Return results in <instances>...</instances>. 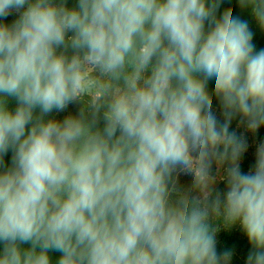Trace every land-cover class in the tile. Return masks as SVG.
<instances>
[{"label":"clouds","instance_id":"9594fccd","mask_svg":"<svg viewBox=\"0 0 264 264\" xmlns=\"http://www.w3.org/2000/svg\"><path fill=\"white\" fill-rule=\"evenodd\" d=\"M220 3L0 0V264H230L216 222L264 264V143L244 173L230 131L264 126V49Z\"/></svg>","mask_w":264,"mask_h":264},{"label":"rangeland","instance_id":"374dc122","mask_svg":"<svg viewBox=\"0 0 264 264\" xmlns=\"http://www.w3.org/2000/svg\"><path fill=\"white\" fill-rule=\"evenodd\" d=\"M77 3V0H67L68 7H73ZM231 8L233 12L234 17H244L245 14H250V9H241L239 6V0H221L220 7L217 11V16L221 15L226 9ZM16 14L18 16V13L13 12L11 15ZM9 15L8 17H10ZM214 79L209 80L208 82V90L210 93H212L214 88V83L212 82ZM16 106V102L14 99L9 101V108L13 109ZM79 111V104H70L69 107L63 111V112H53L51 114L52 118L60 119L62 120L65 116L72 114L76 115ZM212 111L216 114L217 118L220 120H223V116L221 114V107L219 104V101L213 96V104H212ZM230 131H235L238 135L243 136L247 143V150L242 154L239 165L241 168V171L244 173H247L254 165L255 158H256V150L258 146L261 143H264V126H261L259 129H257L255 132L249 131L245 125L240 123V117H236L232 120L230 124ZM5 163H10L11 160V152L4 157ZM247 161L248 169L246 171H243L242 167L243 164ZM227 167V164L221 166L219 173H217V166L214 164L212 172L217 177V183L215 185L216 190L223 192L226 189V183L224 180L221 179V177L224 175L223 168ZM192 184V176L185 173H180L177 176V186L181 190H186L191 187ZM195 195V193H193ZM214 226L217 228L216 233V244H218L219 241V231H221V228L224 227V225L220 222H216ZM27 247V245H25ZM51 260L53 261V264L59 259L60 253L58 252H50L49 253ZM230 264H235L233 261H230Z\"/></svg>","mask_w":264,"mask_h":264},{"label":"trees","instance_id":"16d2710c","mask_svg":"<svg viewBox=\"0 0 264 264\" xmlns=\"http://www.w3.org/2000/svg\"><path fill=\"white\" fill-rule=\"evenodd\" d=\"M17 18L18 16L13 14L7 18H0V23L11 24ZM241 19L247 21L249 24V28L253 33L252 43L255 45V49L257 51L264 49V29L258 25L251 13L245 14V16ZM212 82L214 83V81ZM242 169L243 171L248 169L246 160ZM218 233L220 241L218 244H216L218 253L225 250H231L233 253L231 261H233L235 264H246L247 256L251 251V245L239 225H234L232 227L224 226Z\"/></svg>","mask_w":264,"mask_h":264}]
</instances>
